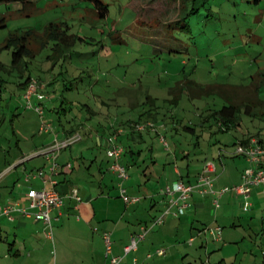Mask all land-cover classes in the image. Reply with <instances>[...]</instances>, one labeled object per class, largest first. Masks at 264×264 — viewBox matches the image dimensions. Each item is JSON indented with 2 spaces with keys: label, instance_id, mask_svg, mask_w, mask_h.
Here are the masks:
<instances>
[{
  "label": "rangeland",
  "instance_id": "374dc122",
  "mask_svg": "<svg viewBox=\"0 0 264 264\" xmlns=\"http://www.w3.org/2000/svg\"><path fill=\"white\" fill-rule=\"evenodd\" d=\"M102 1L108 4L106 15L89 0L0 3V172L21 148L33 150L49 142L51 133L41 132L42 123H52L58 132L59 119L63 123L72 120L78 110L84 114L83 121L96 127L102 124L109 133L113 128L148 120H140L138 115L146 95L151 94L160 106L157 123L166 127L197 125V134L185 128L165 134L170 150L153 135L151 150L137 146L141 164L132 166L131 175L143 168L148 151L149 156L167 157V168L177 162L186 174L187 170L198 172L204 160L215 159L222 173L218 152L236 148L235 143L248 129L264 127V105L255 107V117L243 111L241 123L224 131L207 119L225 104L222 97L192 99L186 89L179 106L165 99L172 97V86L187 81L234 83L245 96L258 84L264 95V0H191L187 6L181 0ZM182 9L184 19L180 21ZM193 9L196 11L190 13ZM51 32L68 36L71 43L67 48L63 45L58 55ZM23 40L29 52L14 63L13 51ZM29 76L46 86L42 92L47 98L41 102L34 96L33 107H28L22 86ZM247 86L251 91H245ZM66 97L73 110L64 112L60 105ZM39 104L45 111L43 117L35 109ZM87 105L91 111L85 109ZM258 133L252 138L259 139ZM37 159L26 158L22 167L27 165L32 176L40 173L36 167L42 165L45 175L50 173L52 162L38 165L42 159ZM127 159L132 162L131 156ZM226 160L235 163L232 158ZM32 168L37 170L31 173ZM136 190L144 189L137 185ZM229 195L220 198L221 204ZM5 199L0 197V202ZM243 208L236 211L234 225L217 217L219 208L211 205L212 221L197 223L195 228L167 230L166 237H158L156 245L150 247L154 257L145 262L264 264V213L254 215L248 211L252 206ZM24 221L27 223L5 218L0 222V264H105L107 245L102 240L103 231L95 230L96 224L83 230L76 227L77 215H64L61 221L53 222L50 235L45 224ZM211 225L223 227L222 241L210 234L198 236L200 229ZM229 233L238 239L232 241ZM193 236L198 238L190 244ZM158 248L166 249L167 254L158 255Z\"/></svg>",
  "mask_w": 264,
  "mask_h": 264
},
{
  "label": "crops",
  "instance_id": "0c3cea01",
  "mask_svg": "<svg viewBox=\"0 0 264 264\" xmlns=\"http://www.w3.org/2000/svg\"><path fill=\"white\" fill-rule=\"evenodd\" d=\"M249 87L251 88V86H247L245 91H248ZM253 93L256 92L251 91L248 95L243 96L245 98L249 97L250 99L254 98L257 102H260L258 106L264 105V95H262L261 92L256 94ZM55 96L56 95L54 94L53 98ZM54 100H58V97H55ZM65 100L66 101L62 98L60 110L64 109V112H67V109L73 110L71 104L72 101L69 103L68 97H66ZM88 108L89 105H87L85 109L87 111H91V109ZM254 111L256 112L255 108ZM76 113L78 116L75 115L72 120H67L65 123L59 119L61 124L58 127V132L54 131L52 123V130L41 131L44 133H51L48 143L42 144L40 147L33 150H28V148L27 150H22L21 148L20 152L17 153L13 160L10 162L8 161L7 165L0 172V175H3V177L0 178V197H6L5 202H0V206L3 205V203H25L26 194L31 188H50L52 183L48 178L51 177L55 179L58 182L56 188L61 191L66 198L65 205L61 209L53 210L52 215L54 217V221L59 222L62 220L64 215L75 214L78 219L76 227L83 230L87 229L88 231L90 230L89 226L96 224L97 228L95 230L101 229L103 231V235L107 231L111 232L112 241L113 239L115 241L113 251L110 255L104 253V263L109 264L110 258L113 255H125L124 247L130 243L131 238L136 232H140L142 224L150 222L167 207V197L163 193L164 188L168 184L179 179L187 182H196L205 160L200 165L198 172L192 173L191 170H187L186 174L184 169L177 165V162H173L174 164L172 167H169L171 168V170H169V168H167V164L170 160L167 157L160 154L156 155L155 153L149 156L150 152L148 151L145 155L146 159L143 161V170L141 169L142 172H140L141 170L139 169L131 175L133 170L132 166L134 164H141V160H137L139 156L138 152L140 150L137 146L141 145L142 147H146L147 150H151V137L154 135L159 140L160 138L155 132H141L134 130V128H131L128 125L113 128L112 132L117 133V142L121 143L125 148L122 161L127 165L130 173L129 179L125 181V186H128V194L142 197V200L138 203L127 204L123 198H121L118 189L119 179L116 172L111 170L112 158H110L107 154V138L113 133L105 131L102 124L96 127L95 125L87 123L86 120L83 121L84 114L82 112L77 110ZM256 113L257 116L258 112ZM92 115H94L93 111ZM92 115L89 116V118H92ZM100 121L102 120L100 119ZM158 123H160V121ZM161 124L163 127H161L160 130L167 135L178 133L181 128H185V126L182 127L183 125L176 126V124H174L166 127L164 123H160V125ZM196 126H190L193 130L190 129L189 131H191L193 135L197 134ZM256 132H259L257 134L260 137L258 140L264 146L263 125L259 128L256 127L253 130L248 129L235 144L239 141L247 142L249 138L252 139V136H254V133ZM73 133H80L82 138L60 151L59 156L56 158L59 161L60 168L56 173L52 174L50 170V173H46L45 175L43 171L44 165H42V168L36 167L37 169H41L40 171H43L42 175H40V173H36L32 176L29 174L27 165L22 167V165L26 162L23 160L26 158L28 160H35L37 158V160H40L41 158L42 160L38 162V165L41 162L44 164H46V161L50 162L43 154V151L52 145L56 136L62 140ZM80 142L84 143L78 145ZM160 143H162L161 140ZM71 146V151H64V149ZM101 148L103 149L102 157ZM235 149L236 148H233L231 151L228 150V152L224 150L218 152V161L223 165V172L220 174V169L214 159L217 166V179L215 186L217 189H220L225 185L241 183L243 180V172L246 167L250 165L244 156L235 153ZM128 156L132 157V162L130 160L128 161ZM228 158L234 159L235 163L230 162V164H228L226 160ZM238 159H241V161L238 162ZM36 168H32L31 173H33V171L35 172L37 170ZM46 179L47 181H45ZM163 179L167 181L166 184L162 183ZM158 181L160 182L159 188L157 183ZM142 182L144 184H142ZM137 185L139 186V189L142 190L143 188L144 190L137 192ZM75 188L78 190L81 200H77L71 196V193ZM211 195L212 194L202 195L200 193H195L189 200L190 206L186 208L185 214L181 216L170 215L165 223L158 227L159 229L156 228V230L158 229L157 231L154 229L152 232L148 233L144 239H142L137 250L129 252L125 255L122 263L131 264L135 258L139 259L141 263H145L147 260V254L151 251L150 247H154L156 245L157 239H159L158 237H166V233H168L167 230L180 231L181 229L195 228L197 223L204 224L212 221L209 220L211 213L210 207L211 205H215V203L214 198H212ZM226 195L227 194L223 195L221 198H224ZM249 200L252 202V208L248 211H251L254 215L263 214L264 186H253ZM243 203V197L235 196L233 194L225 198L223 204H221L220 199V205H215L219 208L216 211V214L218 215L217 217L222 218V220L226 222L233 221L235 225L236 221H238L236 211L243 208ZM5 218L9 217L0 215V222H3ZM30 219L36 223L45 224L31 215L24 216L21 213H16L14 220H20V224H26L27 221L24 220ZM228 235L231 239H233L232 241H236V239H238L235 234L231 235V233H229ZM254 261H256V258Z\"/></svg>",
  "mask_w": 264,
  "mask_h": 264
},
{
  "label": "built area",
  "instance_id": "2783aa9c",
  "mask_svg": "<svg viewBox=\"0 0 264 264\" xmlns=\"http://www.w3.org/2000/svg\"><path fill=\"white\" fill-rule=\"evenodd\" d=\"M45 85L40 84L39 80L32 77L28 83V86L24 93V98L28 101V107H33L32 99L37 96L39 101H44L47 97L42 89ZM35 109L43 116L44 109L41 105H36ZM223 129L225 126L220 125ZM135 129L141 132L152 131L157 133L161 142L167 149L169 148V143L166 140V135L160 130L163 125L158 124L154 120H147L144 122H138L134 124ZM51 123H42L41 131L52 130ZM82 135L80 133H73L67 136L65 139L60 140L57 136L53 141L52 145L43 151V154L52 162L51 173H56L60 165L58 164L57 157L60 151L80 140ZM107 154L112 158L111 170L116 172L119 179L118 189L121 198L127 204L138 203L142 200V197L132 196L128 194L127 186H125V181L129 179L130 174L127 165L122 161L125 148L121 143L117 142V133L111 134L107 138ZM235 153L244 156L248 163L246 169L243 172V180L241 183L234 185H226L220 189H217L216 179H217V166L214 160L208 159L205 161L200 173L198 174L196 182H187L181 179L168 184L163 193L167 197V207L156 217H154L150 222L142 224L140 232H136L128 245L124 247V253L127 255L129 252L137 250L139 248L142 239L152 232L157 227L163 225L170 215L181 216L185 214L186 208L190 206L189 200L195 193H200L202 195H216L214 198V203L216 206L220 205V198L225 194H233L235 196L243 197L244 208L248 210L252 206V202L249 200L253 186L262 185L264 186V146L257 139L252 138L247 142L239 141L236 144ZM43 171H40L42 175ZM52 186L50 188H31L26 194L25 203L18 202L16 204H6L0 206V215H5L10 219H15L16 213H21L24 216H33L35 219L40 220L49 227L50 235L53 233V222L54 217L52 215L53 210L61 209L65 205L66 196L62 194L56 187L58 182L49 177L48 178ZM47 181V179L45 180ZM71 196L77 200H81L78 190L73 189ZM223 227L218 225L213 227L207 226L199 231L198 236L210 234L214 240L220 241L222 237ZM198 236H193L190 238L189 243L193 244ZM107 251L105 254L110 255L113 251V241L111 232L107 231L103 235ZM166 249L158 248V254H166ZM125 255L117 256L113 255L110 258L109 264H121L124 261ZM154 256V253L150 252L147 254V260H150ZM131 264H151L150 262L141 263L139 259L135 258Z\"/></svg>",
  "mask_w": 264,
  "mask_h": 264
},
{
  "label": "trees",
  "instance_id": "16d2710c",
  "mask_svg": "<svg viewBox=\"0 0 264 264\" xmlns=\"http://www.w3.org/2000/svg\"><path fill=\"white\" fill-rule=\"evenodd\" d=\"M28 0H0L1 2H26ZM90 2H94L96 4L97 9L99 10V13L101 15H106L108 12V4H104L102 0H89ZM191 0H181L183 6H187V4ZM197 1V0H193ZM258 1V0H257ZM196 9H193L190 13L195 12ZM183 15V9L181 11V17ZM180 19V21H182ZM53 27V26H52ZM51 36L52 39H55L56 47H55V54L58 55L62 51V46L68 47L71 45L68 36H58L55 33H50L49 37ZM29 52L27 41L23 40L21 44L13 51V62L18 63L24 58V55ZM55 55V56H56ZM32 76H29L23 83L22 86L24 89L27 88L28 83ZM187 85V88L185 87ZM240 86L228 83H210L208 85L198 83L195 81H187L183 84H176L175 86H172L169 90V93L172 95L170 98H166L165 100L167 102H170L171 104H174L175 106H179V103L181 101V97H183L186 89L188 90L189 96L192 99L195 98H208L212 96H220L225 100V104L222 105L219 108H216L209 117L208 120H212L217 122L220 125L225 126V129H222L224 131L230 130L232 127L238 125L241 123V114L243 111L250 115V116H256V112L254 111V108L258 106L260 102H257L254 98H245L243 97V94L240 93ZM68 88V87H67ZM256 93H259L260 86L256 84V87L253 89ZM252 91V92H253ZM145 101L143 103V111L140 113V120L148 119V120H155L158 118L160 112V106L157 105V99L156 97L152 96L151 94H147L145 97ZM147 121V120H146ZM138 122H144V121H134L130 123L128 126L131 128H134V124ZM191 125L185 126V129L190 130L192 129L190 127ZM193 130V129H192ZM74 131V130H73ZM72 131V132H73ZM250 139V138H249ZM206 161V160H205ZM204 161V163H205ZM226 186V185H225ZM224 187V186H223ZM156 217V216H155Z\"/></svg>",
  "mask_w": 264,
  "mask_h": 264
}]
</instances>
